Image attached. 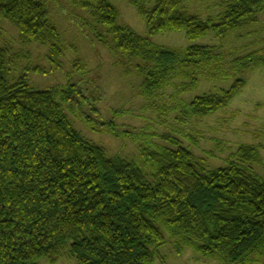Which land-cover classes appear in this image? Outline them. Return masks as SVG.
Returning a JSON list of instances; mask_svg holds the SVG:
<instances>
[{
    "label": "trees",
    "instance_id": "1",
    "mask_svg": "<svg viewBox=\"0 0 264 264\" xmlns=\"http://www.w3.org/2000/svg\"><path fill=\"white\" fill-rule=\"evenodd\" d=\"M45 1L0 0V23L15 27L23 46H47L49 61L60 68L63 39ZM68 1L88 12L97 42L136 62L149 105L173 89L172 110L183 123L227 108L247 85L236 78L227 90L181 103L201 80L264 68V45L257 40L242 55L233 48L228 59L217 46L180 51L150 39L184 32L191 41L208 35L226 40L261 25L264 0H128L144 18L149 38L120 25L109 0ZM204 2L216 14L191 12ZM11 61L0 46V264H56L64 253L74 264H155L170 242L180 255L191 249L220 264H264V177L253 168L261 161L257 146L241 145L224 168L212 170L166 135L150 139L153 144L141 146L135 159L110 157L66 113L69 106L91 130L121 136L113 122L96 126L80 115L75 85L39 91L26 75L11 83ZM74 66L85 68L79 60Z\"/></svg>",
    "mask_w": 264,
    "mask_h": 264
},
{
    "label": "rangeland",
    "instance_id": "2",
    "mask_svg": "<svg viewBox=\"0 0 264 264\" xmlns=\"http://www.w3.org/2000/svg\"><path fill=\"white\" fill-rule=\"evenodd\" d=\"M109 1L119 12L120 25L130 27L141 37H150L144 18L128 0ZM45 2L51 22L62 35L64 47L62 66L58 68L51 64L47 46L36 43L23 46L19 32L9 22L3 21L0 23V46L8 48L11 56L12 64L9 66L11 83L26 75L31 87L39 91L50 90L56 86L75 85L80 92L77 97L80 115L91 117L96 126L113 122L121 136L115 137L105 132L91 130L73 113L71 114L67 108L69 106L65 107L66 113L82 136L90 143L105 148L110 157L135 159L139 157L141 146L153 144L150 139L166 135L178 139L181 146L204 160L206 166L212 170L224 168L228 159L241 145H254L260 150L261 161L254 164L253 168L264 177V68L246 71L234 78L229 75L227 79L216 82L201 80L197 88L180 97L181 103H190L196 97L227 90L236 78L246 80L247 85L227 108L202 120L191 119L183 123L178 112L172 110L173 89L149 105L141 95L142 78L136 73V62L129 61L120 54H114L109 47L97 42L93 34L95 30L93 20L88 12L74 7L68 0ZM191 10L203 18L216 14V11L208 8L205 2L194 4ZM260 22L261 25L238 31L226 40L208 35L191 41L184 32L157 34L150 39L157 46L180 51L193 45L217 46L229 59L230 54L231 56L236 54L230 51L233 48L241 49L237 53L242 55L246 50L252 49L248 47L252 41L257 40L264 45V13L260 17ZM77 60L85 65L84 69L75 68L74 62ZM93 109H97L99 114L93 112ZM128 135L140 138L134 141L128 138ZM164 233L169 238L168 233L166 231ZM56 264H74V260L64 253ZM155 264H220V262L204 258L191 249H186L180 255L170 242L160 249Z\"/></svg>",
    "mask_w": 264,
    "mask_h": 264
}]
</instances>
